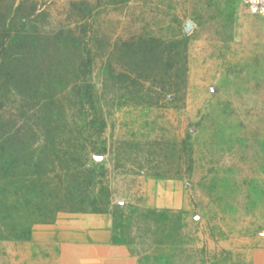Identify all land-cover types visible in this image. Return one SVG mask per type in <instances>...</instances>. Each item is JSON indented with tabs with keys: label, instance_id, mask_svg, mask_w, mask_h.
I'll list each match as a JSON object with an SVG mask.
<instances>
[{
	"label": "rangeland",
	"instance_id": "1",
	"mask_svg": "<svg viewBox=\"0 0 264 264\" xmlns=\"http://www.w3.org/2000/svg\"><path fill=\"white\" fill-rule=\"evenodd\" d=\"M0 16V264H82L102 238L132 264H264V18L241 0H0ZM22 16L45 37L83 17L101 54L93 106L74 99L80 73L8 44ZM127 44L157 48L139 85L124 82L121 59L104 69ZM168 82L174 91L160 96ZM61 98L68 122L105 123L106 152L88 167L109 205L43 222L16 144L33 137L11 135L50 122ZM85 218H104L108 234L72 230Z\"/></svg>",
	"mask_w": 264,
	"mask_h": 264
},
{
	"label": "trees",
	"instance_id": "2",
	"mask_svg": "<svg viewBox=\"0 0 264 264\" xmlns=\"http://www.w3.org/2000/svg\"><path fill=\"white\" fill-rule=\"evenodd\" d=\"M18 20L20 21L18 24L21 26L20 30L18 28L10 30L9 27L7 29L9 33L13 34L8 44L10 46L19 44L23 48L37 49V54L31 53V56H35L38 65L42 64L43 58L53 57L59 59L57 63L59 65L64 62L67 66L66 69L73 75L76 72L80 73L81 78H75L74 86H72L77 90L74 99H77L82 107L86 103L88 106H93L95 94L93 93L94 86L91 83V73L94 70L95 59H98V55L101 54L97 51L94 53L96 46L91 42L94 37H87L88 32L85 31L84 24H82L83 17H80L77 22H73L76 26L75 29L61 30L52 34L51 37H45L44 33L33 30L34 21L31 16H22ZM0 24L2 25L1 22ZM42 39L48 40L46 44H41L40 40ZM45 45L49 48H44ZM114 49L115 52L108 53V56L104 55L107 59L104 68L107 74L111 75L118 71L117 61L121 59L124 63L122 68H124L120 75L125 76L126 84L130 83V86H133L136 85L134 81H138V85L140 82H146V77L136 73L137 71H150L149 61H152L157 55V48L144 47L139 51L134 44H127L125 51L116 47ZM117 52H121L120 56L116 55ZM27 56L28 54L24 52H17L14 54V62L26 60ZM104 56L102 57L104 58ZM168 83L161 84L160 96L174 91L172 82ZM165 85L167 86L165 87ZM63 99L50 102L52 110L44 116V119H49L50 122L35 126H21L14 129L11 135L12 139H17L19 134L26 133L33 137L30 145H27L23 140L15 142L22 154H25L21 165L24 170L23 178L27 185L29 180L30 186L33 187L29 191L35 194L36 199L40 202L37 207L40 213L37 217L43 222L53 220L54 215L58 212H78L92 209L94 212L104 213L109 205L104 194L96 193L92 188L95 184L100 183L99 173L94 167H88L93 155L100 156L106 152V144L102 140L105 123L103 121L91 124L81 121L68 122L65 116L67 108H65V104L63 105L66 101ZM70 108L72 109V107Z\"/></svg>",
	"mask_w": 264,
	"mask_h": 264
},
{
	"label": "crops",
	"instance_id": "3",
	"mask_svg": "<svg viewBox=\"0 0 264 264\" xmlns=\"http://www.w3.org/2000/svg\"><path fill=\"white\" fill-rule=\"evenodd\" d=\"M72 230L89 232L96 235L106 236V220L104 218H85L74 222ZM102 225V227H100ZM90 245V254L81 258L82 264H132L128 250L120 245H105V239H94ZM105 243V244H104Z\"/></svg>",
	"mask_w": 264,
	"mask_h": 264
},
{
	"label": "built area",
	"instance_id": "4",
	"mask_svg": "<svg viewBox=\"0 0 264 264\" xmlns=\"http://www.w3.org/2000/svg\"><path fill=\"white\" fill-rule=\"evenodd\" d=\"M247 12L255 17L264 18V0H241Z\"/></svg>",
	"mask_w": 264,
	"mask_h": 264
}]
</instances>
